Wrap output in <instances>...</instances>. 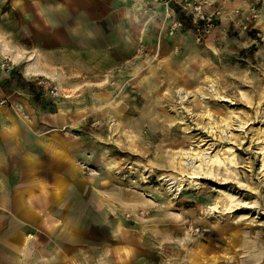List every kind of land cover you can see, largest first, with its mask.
I'll return each instance as SVG.
<instances>
[{
	"label": "rangeland",
	"instance_id": "1",
	"mask_svg": "<svg viewBox=\"0 0 264 264\" xmlns=\"http://www.w3.org/2000/svg\"><path fill=\"white\" fill-rule=\"evenodd\" d=\"M209 2L212 28L136 0L121 48L74 54L63 83L33 78L83 136L86 181L146 233L137 264H264V0ZM168 175L183 181L174 198Z\"/></svg>",
	"mask_w": 264,
	"mask_h": 264
},
{
	"label": "crops",
	"instance_id": "2",
	"mask_svg": "<svg viewBox=\"0 0 264 264\" xmlns=\"http://www.w3.org/2000/svg\"><path fill=\"white\" fill-rule=\"evenodd\" d=\"M136 9V0H2L0 264H137V245L150 248L143 228L86 181L83 136L33 84L77 76L74 54L121 48L115 28L130 30L120 16Z\"/></svg>",
	"mask_w": 264,
	"mask_h": 264
},
{
	"label": "built area",
	"instance_id": "3",
	"mask_svg": "<svg viewBox=\"0 0 264 264\" xmlns=\"http://www.w3.org/2000/svg\"><path fill=\"white\" fill-rule=\"evenodd\" d=\"M158 1V0H155ZM164 1L165 6L167 7L166 15L170 17L171 10H169L168 5L175 3L176 8L188 14L192 21L195 23L201 22L205 28H212L214 26V21L217 18V12L214 10L208 11L210 6L209 0H161ZM182 24L180 21L175 20L172 23V31L179 30Z\"/></svg>",
	"mask_w": 264,
	"mask_h": 264
},
{
	"label": "bare ground",
	"instance_id": "4",
	"mask_svg": "<svg viewBox=\"0 0 264 264\" xmlns=\"http://www.w3.org/2000/svg\"><path fill=\"white\" fill-rule=\"evenodd\" d=\"M115 124V121L113 119H109V126L112 127L113 125ZM200 162L199 164H197L196 166L195 165H191V168H193V170L195 169H200L201 167V164L203 162V159L201 157H199L198 159ZM207 163L210 162V163H219L220 161L218 160V155H214L213 158L208 161H206ZM195 173V172H194ZM162 181V184L163 186H165L167 192L174 198L177 196V193L181 190L182 188V179L181 178H176L172 175H168V176H165V177H162L160 179ZM218 192H225L224 190H221V189H217ZM217 208V205L215 204L214 206H212L211 209H216Z\"/></svg>",
	"mask_w": 264,
	"mask_h": 264
},
{
	"label": "trees",
	"instance_id": "5",
	"mask_svg": "<svg viewBox=\"0 0 264 264\" xmlns=\"http://www.w3.org/2000/svg\"><path fill=\"white\" fill-rule=\"evenodd\" d=\"M172 8L175 10V11H177V8L174 6V5H172ZM178 12V11H177ZM182 20L184 19V18H181ZM186 19V21H185V23H189V24H191V18H189V17H187V18H185ZM197 24H199V25H202V23L201 22H198ZM183 26H184V22H183Z\"/></svg>",
	"mask_w": 264,
	"mask_h": 264
}]
</instances>
